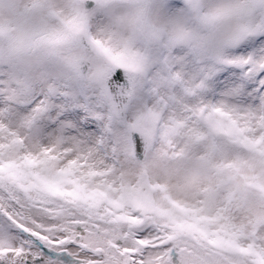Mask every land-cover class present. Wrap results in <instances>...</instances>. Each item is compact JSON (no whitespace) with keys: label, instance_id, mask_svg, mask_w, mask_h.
<instances>
[{"label":"snow or ice","instance_id":"snow-or-ice-1","mask_svg":"<svg viewBox=\"0 0 264 264\" xmlns=\"http://www.w3.org/2000/svg\"><path fill=\"white\" fill-rule=\"evenodd\" d=\"M0 264H264V0H0Z\"/></svg>","mask_w":264,"mask_h":264}]
</instances>
